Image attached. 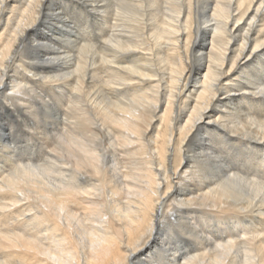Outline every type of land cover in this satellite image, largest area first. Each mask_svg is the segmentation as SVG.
I'll return each mask as SVG.
<instances>
[{
	"label": "bare ground",
	"instance_id": "obj_1",
	"mask_svg": "<svg viewBox=\"0 0 264 264\" xmlns=\"http://www.w3.org/2000/svg\"><path fill=\"white\" fill-rule=\"evenodd\" d=\"M0 264H264V0H0Z\"/></svg>",
	"mask_w": 264,
	"mask_h": 264
}]
</instances>
